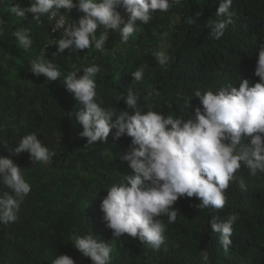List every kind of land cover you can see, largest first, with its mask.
Masks as SVG:
<instances>
[{
  "label": "trees",
  "instance_id": "trees-1",
  "mask_svg": "<svg viewBox=\"0 0 264 264\" xmlns=\"http://www.w3.org/2000/svg\"><path fill=\"white\" fill-rule=\"evenodd\" d=\"M31 0H0V156L10 155L8 148L35 132L41 142L55 153L47 165L32 162L22 152L12 158L21 167L31 185L17 212L18 219L0 224V264H52L59 254L70 255L75 264H92L71 244L73 233L93 234L112 245L111 264H203L200 250L206 249L211 264H264V172L252 175L243 164L224 192L225 205L216 211L199 210L195 197H180L173 207L176 221L166 225L165 240L159 250L144 244L138 237L124 234L114 238L101 210L107 188L132 170L122 157L131 143L124 135L114 140L86 145L79 133L82 125L75 113L81 107L64 86V76L75 68L95 64L96 99L117 114L129 111L123 99L116 97L131 88L140 96L139 106L188 119L201 107L197 90L217 91L229 85L239 87L243 79L250 85L255 75L259 48L264 43V0H232L233 23L220 39H214L208 23L217 18L219 0H179L167 12L156 10L148 24L136 20V29L127 44L119 33L110 30L103 52L94 48L56 54V47L46 59L58 65L62 75L49 81L35 76L28 63L40 54L47 37V17L33 19L32 13L17 17L9 9L19 4L30 6ZM12 4V5H11ZM61 11H64L63 9ZM125 19L129 13L120 9ZM200 15L198 16V14ZM69 21L83 15L76 8L64 12ZM191 18L195 23L189 25ZM28 29L33 40L24 50L13 33ZM100 29L97 30L99 35ZM168 35L165 48L173 57L168 66L156 64L144 70L141 82L132 81L131 72L144 64V49L157 50L160 36ZM193 96V97H192ZM147 97V99H146ZM187 108L185 100L191 98ZM115 129L112 130L114 132ZM243 143L252 147L250 137ZM243 184V186H242ZM8 191L0 184V193ZM236 215L227 252L221 246L220 233L214 232L210 220Z\"/></svg>",
  "mask_w": 264,
  "mask_h": 264
},
{
  "label": "clouds",
  "instance_id": "clouds-1",
  "mask_svg": "<svg viewBox=\"0 0 264 264\" xmlns=\"http://www.w3.org/2000/svg\"><path fill=\"white\" fill-rule=\"evenodd\" d=\"M173 2L179 0H31L27 8L15 4L9 10L20 18L26 13L34 14L33 19L37 20L47 17V37L41 55L32 59L28 67L35 76L42 74L47 80L56 81L62 73L57 64L45 58L52 49L56 47V54L65 49L94 48L103 52L110 30L117 31L121 43L127 44L136 29V20L148 24L156 10L167 12ZM231 4L232 0H219L217 19L208 23L214 39H220L234 22ZM73 8L83 15L70 22L64 12ZM120 9L129 13L127 20ZM3 23L0 19V25ZM186 23L191 25L195 21L189 18ZM13 35L24 50L32 47L28 29L17 30ZM153 57L160 66H168L173 59L164 47L154 51ZM100 71L97 64L83 67L82 74L80 68L74 67L64 76L63 84L81 106L75 116L82 125L79 135L86 138V145L107 142L110 132L114 140L124 135L131 137L122 159L132 172L111 184L101 202L114 238L127 234L159 250L166 231L160 217L167 216L168 223L175 222L178 211L173 205L180 197H195L199 210L218 211L224 207V192L242 164L252 175L264 172V43L260 45L255 68L258 82L250 85L249 80L243 79L238 88L229 85L215 92L197 90L193 96L199 99L202 108L197 107L194 116L188 119L164 116L151 108L144 111L139 106L140 96L131 88L116 97L117 102L123 99L131 112L117 114L96 99L95 78ZM130 74L132 81L141 82L144 66ZM192 97L185 100L187 108ZM244 137H250L252 147L243 143ZM8 151L10 155L0 156V184L8 189L0 193L3 225L18 219L20 205L31 191L12 156L26 152L33 163L47 165L55 155L35 132L23 135L17 146L9 147ZM236 220V215L210 220L213 231L220 233L219 242L226 252L232 244L230 237ZM71 244L90 258L92 264H111L112 245L108 241L97 239L92 233L83 236L73 233ZM199 254L203 264H211L205 248ZM52 264H75V261L68 254H59Z\"/></svg>",
  "mask_w": 264,
  "mask_h": 264
},
{
  "label": "rangeland",
  "instance_id": "rangeland-1",
  "mask_svg": "<svg viewBox=\"0 0 264 264\" xmlns=\"http://www.w3.org/2000/svg\"><path fill=\"white\" fill-rule=\"evenodd\" d=\"M168 35H162L159 37L156 45H157V50L160 47H164L165 48V42L168 39L167 37ZM154 49V48H153ZM153 49H144L143 50V54H147L146 55V59L144 60V64L142 66H144V70L147 69L148 71H153V69H155L157 62L155 61V58L153 57ZM97 63V61L95 62V64Z\"/></svg>",
  "mask_w": 264,
  "mask_h": 264
}]
</instances>
